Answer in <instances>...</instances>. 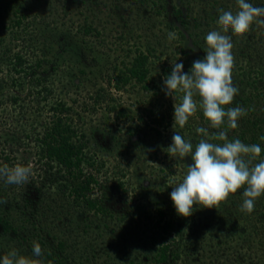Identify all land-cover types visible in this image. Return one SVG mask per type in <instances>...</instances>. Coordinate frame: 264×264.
I'll return each instance as SVG.
<instances>
[{"label": "trees", "instance_id": "obj_1", "mask_svg": "<svg viewBox=\"0 0 264 264\" xmlns=\"http://www.w3.org/2000/svg\"><path fill=\"white\" fill-rule=\"evenodd\" d=\"M93 1L0 0V166L34 164L32 167L37 170L39 180L31 178L28 186L24 187V184H7L0 179V199L7 201L0 204V237L14 241L15 234L25 236L32 223L39 231L46 230L48 217L44 212L52 209L54 202H59L62 209L66 210V215L78 212L85 219L92 218L94 222L96 219L93 217H96L104 223V230L109 227L105 219L116 220L115 224L120 227L129 219L151 225L150 234L140 240L136 237L139 235L136 230L127 231V235L125 231L118 233V228H111L108 236L101 237L102 243L105 241L109 249L105 258L100 255L104 258L101 263L109 259L112 264L120 263L126 250L129 255L132 254L133 247L138 244L139 249L145 250L141 264H182L189 257L192 241L180 233L183 226L192 227L201 217L199 206H195L190 217L178 215L175 206H156L153 209L152 194L144 190L146 180L136 178L140 196L135 187L132 190L129 186L133 177L130 178L124 172L126 167L115 158V154L114 157L111 155V148L119 143V139L105 134L102 127L88 129L82 118L85 113L103 111L107 119L112 117L120 124L126 123L124 140L128 139L133 146L138 142L144 143L146 132L141 125H148L149 118L153 125L155 148L159 140L167 145L170 142L172 144V137L177 131L173 128L174 114H168L166 119L164 106L168 110V106L171 108L175 105V100L166 94L164 79L171 74L172 63H183L184 72H189L193 62L206 55L205 37L209 30L205 29L208 26L205 24L211 21L193 4L194 0H137V7L143 8L150 18L155 15L160 17L156 23L165 27L164 44L169 41L168 33L174 32L176 39L171 42H175L178 48H166L165 44L162 51L165 59L161 61L157 51L138 46L132 51L128 50L121 66L114 63L112 69L115 73L107 72V61L99 45L104 41L103 30L106 26L97 21L96 11L93 17L87 13L92 10V6H87V3ZM249 2L264 7V0ZM74 7L81 17L77 23L68 26L65 23V28L61 27L62 16L74 11ZM125 33V30L121 31L120 38ZM231 33L230 30L227 34L232 39L236 38ZM9 38L16 41L13 45L15 48L7 46ZM237 39L232 49L235 58L232 75L233 84L238 87L239 93L232 104L226 107L241 106L247 108L248 113L238 121L236 129H227L225 126V130L228 131L229 139L239 138L247 144H259L262 154L258 160L264 159V141L260 140L264 136V27L253 24L249 32L237 36ZM159 62L164 64L156 75L154 70ZM59 71L66 74L71 84L90 72L101 74L92 81V90L85 95L82 93L83 99L79 101L77 97L65 99L59 96L64 89L54 82V79H58L62 83L61 78H57ZM134 89L141 90V95L139 97L138 94L139 98L132 100L131 108L121 101L116 92H133ZM176 95L179 97L182 94ZM196 99L199 101L200 98L197 96ZM146 100H149V107L141 108ZM78 101L79 106L76 105ZM31 105H35L40 114L43 109H47L49 116L37 121L36 116L28 110ZM78 107L83 109V114ZM197 127H209V122L200 110L183 129L179 126L177 129L181 130L186 140L197 142V136L200 137L196 133ZM108 136L113 137L112 145L108 144ZM125 146L130 147L128 144ZM21 150L32 153L23 155L17 161ZM108 155L113 157L114 164L107 159ZM174 161L169 163L166 170L174 168V174H177L175 168L181 162L177 164ZM167 183L163 185L170 190L172 186L169 187ZM242 192L243 189L230 195L228 199L233 205L238 206V200L243 201ZM52 196L55 197L53 201ZM256 202L255 208L258 205V209H261L264 195ZM258 209L251 214L257 213ZM181 218L185 221H181ZM258 221L264 223L261 218ZM238 227L242 228L237 217L227 223L223 234L232 232L228 241L234 240V231ZM245 230L248 231V228ZM250 231L251 234L245 235L246 239L247 235L248 238L252 235L264 236V226L256 224ZM53 234L57 239L56 246H51L41 238L45 260L66 264L67 260L72 259L74 264H90L94 261L92 255L99 258L98 247L101 244L96 237L99 234L84 235L83 250L76 254L75 250L67 252L72 246L66 244L64 236ZM147 247L149 250H146ZM122 252L124 255L118 257ZM134 262V259L130 260V263Z\"/></svg>", "mask_w": 264, "mask_h": 264}, {"label": "rangeland", "instance_id": "obj_2", "mask_svg": "<svg viewBox=\"0 0 264 264\" xmlns=\"http://www.w3.org/2000/svg\"><path fill=\"white\" fill-rule=\"evenodd\" d=\"M136 1L137 0H94L92 3H87V6H92V10L87 11L89 16L93 17V12L96 11L98 14L97 21H101L106 26V29L103 30L105 34L103 38L104 41L100 42L99 45L103 52V57L107 61V67H105L107 72H114V69H112L114 63L121 66L122 60L124 59L128 50L132 51L138 46H140L141 49H152L153 51H157V54H159L161 57V61L165 59V56L163 55L164 53H162V51L165 49V44L166 48L170 47L173 50L178 48L175 42L166 41L164 44L165 38L163 37V34L165 27L156 23V19H160V17L157 15H151L153 18H150V15L144 13L143 8L139 9L137 7ZM193 4L197 5L198 8L201 9L202 13L209 16L211 22L205 24L208 25L205 27V29L209 31L219 30V25L217 24L220 14L218 11L219 9L236 12L237 8V6H235L236 0H194ZM98 9H100V11H98ZM80 17L81 15L76 13V8L74 7V11L67 13L66 16H62L61 22L63 23H61V27L65 28V26H68L70 23H77V20ZM65 23L66 25H64ZM123 30H125L126 33L122 38H120V32ZM237 40L238 39L236 35V38H233L232 42L237 43ZM15 43V40L12 41V38H9L7 46L15 48L13 46ZM156 64L159 67L155 66L154 71L155 74L158 75V71H161L164 63L159 62ZM100 74V72H90L87 76L77 78V80L74 81L76 83L71 84L68 83L70 81L65 77L66 74L62 71H59L57 73V78H61L62 83L61 81H58V79H54V82L59 84L60 88L64 87L62 94L59 95L60 97L65 99L69 97H77L79 98V101H82V93L85 95L86 92L88 94V92L92 90L91 87L94 85L92 81L96 80L97 76ZM98 80H100V78ZM64 81H66L68 84L66 85ZM140 92L141 90L134 89L133 92H116V95L120 97L124 104L129 105L132 108L133 105L131 102L132 100H135L136 97H138L137 95ZM140 95L141 94H139V97ZM79 101L78 104H76L78 106ZM31 106L32 107H29L28 110L31 111L33 116H36L35 119L37 121L49 116L47 115V109H43L42 113L40 114V112L36 110L35 105ZM144 106L147 108L149 107V100L144 101L141 105V108ZM78 109L81 110L83 114V109L80 107H78ZM167 109L170 112L165 110L164 106V111L167 112L165 117L166 119L168 118V114H174V106H171V108L168 106ZM75 122L79 121L75 120ZM82 122L88 129L91 127H102V130L106 131L105 134H111L110 136H115L119 139V143L115 145L114 148L112 146L111 155L114 157L115 154V158H118V161L122 163L124 167H126L123 169L124 172L129 175L130 178L133 177L130 179L131 182H129V186L132 190L135 187L136 191L140 195L141 192L136 186V180L145 179L146 187L144 190L146 193L152 194L151 199L154 200L153 209H155L156 206L165 205L164 207L166 208L167 206H174V204L170 202V194L173 191L171 189H173V186H175L176 183L182 180L187 169V164L190 165L193 163V161L191 160L190 156L186 157L184 161L170 156L167 148L171 145V142L170 145H167L162 140L157 141V150L154 144L155 137L153 132L154 130L152 129L153 125L149 118L148 125H141L142 128H145L144 131L146 132V136L143 138L144 143L138 142L135 144V146H133V144L130 143L128 139L124 140V134L127 131L126 123L120 124L112 117L107 119V116H105L103 111L97 113H85V117L82 118ZM139 123L143 124L141 122ZM176 130L180 132L181 135H183L180 129L176 128ZM169 132L171 136V130H169ZM110 136H108V144L112 145L113 137ZM197 138L200 139L198 136ZM125 141H127V143H125ZM193 141L195 143V140ZM126 144H128L130 147H126ZM123 150H127V152ZM31 153L32 151L27 153H24L22 150L19 151V159L17 161H19L20 157H23V155H30ZM112 156L108 155L107 159L111 160V162L114 164ZM172 160H175L174 162L177 164L179 161L181 162L180 166L175 168L177 170V174H174V168L173 170H166L167 166ZM29 165L32 168V174L29 177V181L31 178L39 181L37 177V170L33 169L32 167L34 164ZM164 180L171 184L169 185L166 182L169 187L172 186L170 190H167L165 185H163L166 184ZM23 186L27 187L28 185L24 184ZM131 192L129 194H132ZM54 199L55 197L52 196L51 200L53 201ZM256 203L257 202L255 201V205ZM241 204L242 201L238 200V206L237 204L233 205L231 199H228V201H224L219 204V209L215 207H198L201 217L194 223L192 227L183 226L180 233L183 237H188L190 241H192L189 257H187L182 264H264V236L257 237L252 235L250 238H248L247 235V239L245 236L248 233L251 234L250 228L254 229L256 224L264 226V223L262 224L260 221H258V218H261L264 221V213H262L264 212V205L261 209H258L257 205V207L254 209L255 212L258 209L257 213L247 214L240 211ZM60 210L62 211L60 212ZM44 213L48 217V228L46 230L40 229L39 231V229H36V225L32 223L29 225V230L26 232L25 236L15 234L14 241H11L8 237H0V256H3L8 251L15 248L19 250L22 255L31 257L34 243H39L41 248L44 247L41 244V238H43V241L48 242L51 246L57 245V239L54 237L53 233H57L58 236H64L66 244H70V246H72L67 250V252L69 251L71 253L74 252L73 250H75L74 254H76L78 251L83 250L82 238L84 235L95 234L96 236L99 234L96 236L98 243L101 244L98 247L99 258H97V255H92L94 257V261L90 264H105L107 261L109 264H112L111 259L101 263L109 250L104 243L105 241L102 243L103 239L101 237L104 235L108 236L107 233L111 228H118V233L125 231L127 235L129 234L127 231L130 232L136 230L139 234L136 236L138 240L141 238L145 239V237H147L151 232V225L148 226L147 222L140 221L135 223L130 219L126 224L123 225V227L116 225V220L108 221L105 219V221H107L109 224V227L108 230H104L102 227L104 223L101 220H97L96 217H93L96 219L94 222L92 218L85 219L84 215L79 214L78 212H73V215H66V210L62 209V205L59 202H54L52 209L49 211L46 209ZM236 217L239 225H241L242 228L238 227V230L234 231V240L228 241L232 232L229 235H225L223 234V231L227 227V223ZM181 221L185 220L181 218ZM245 228H248V231L245 230ZM146 250H149V247H147ZM97 252L98 251L96 249V254ZM144 252L145 250L143 248L139 249L138 244H136V246L133 247L132 254L129 255L127 249L125 255L123 252L120 255H117L118 257H122L124 255V258H121V261L118 264H141L144 257ZM238 254L241 256L237 257ZM100 255H103L104 258H102ZM39 259L43 261V264H55L54 261L50 259L45 260L43 257H40ZM132 259H134V263H130V260ZM73 262L74 261L72 259H69L65 263L74 264Z\"/></svg>", "mask_w": 264, "mask_h": 264}, {"label": "clouds", "instance_id": "obj_3", "mask_svg": "<svg viewBox=\"0 0 264 264\" xmlns=\"http://www.w3.org/2000/svg\"><path fill=\"white\" fill-rule=\"evenodd\" d=\"M238 11L219 9V30L206 34V55L193 62L189 72H184L183 63H172L171 74L164 79L166 94L175 100L174 124L183 129L189 119L202 111L209 127H197L198 142L186 140L175 131L172 144L167 148L170 156L184 160L190 156L192 164L182 180L173 186L171 199L178 215L190 217L195 206L218 208L231 194L243 189L240 211L252 213L255 201L264 195V159L259 144H247L239 138L229 139L227 129H236L238 121L247 115L248 109L226 107L239 93L233 84L235 58L232 34L240 36L252 29L253 24L264 27V7L254 6L249 0H236ZM176 39L174 32L168 40ZM181 93L179 97L176 95ZM199 97V101L196 97ZM215 129L218 131H210ZM264 141V136L260 137ZM214 141H220L216 143ZM258 161V162H257ZM31 166L16 164L0 166V179L7 184L23 185L29 182ZM7 201L0 199V204ZM44 251L34 243L31 257L22 255L13 248L0 256V264H43L39 259Z\"/></svg>", "mask_w": 264, "mask_h": 264}]
</instances>
